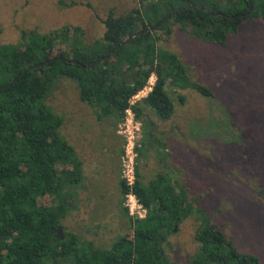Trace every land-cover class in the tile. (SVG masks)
<instances>
[{
    "label": "trees",
    "instance_id": "trees-1",
    "mask_svg": "<svg viewBox=\"0 0 264 264\" xmlns=\"http://www.w3.org/2000/svg\"><path fill=\"white\" fill-rule=\"evenodd\" d=\"M136 1L121 14L110 8L102 19V36L91 42L85 41L80 26L64 25L47 32L20 30L17 44H0V86L29 65L43 63L0 88V264H177L168 258L165 245L168 235L192 212L199 223L189 264H260L257 256L237 249L203 208L194 209L177 176L158 171L144 183L137 164L132 185L118 181L128 233L102 248L73 232L61 237L56 229L63 228L62 220L77 207L70 187L83 180V162L60 132L64 119L46 102L61 78L75 82L80 100L93 108L97 121L112 118L118 124L129 107L138 119L145 117L142 134L147 119L152 131L146 138L152 136L164 146L147 113L161 120L171 118L174 102L168 87L211 95L190 79L175 52L160 45L169 38L172 25L221 45L246 19L264 26V0H251L249 11L248 0ZM166 16L170 18L164 21ZM143 30L103 61L86 67ZM151 75V89L130 103ZM136 150L139 157V145ZM129 192L144 207L143 217L130 215L123 206Z\"/></svg>",
    "mask_w": 264,
    "mask_h": 264
},
{
    "label": "rangeland",
    "instance_id": "rangeland-1",
    "mask_svg": "<svg viewBox=\"0 0 264 264\" xmlns=\"http://www.w3.org/2000/svg\"><path fill=\"white\" fill-rule=\"evenodd\" d=\"M136 5V0H0V44H17L20 30L47 32L64 25L80 26L85 41L91 42L102 36V19L110 8L121 14ZM171 29L160 45L175 52L190 79L211 95L168 87L174 102L171 118L147 113L164 146L146 138L152 131L147 119L142 134L145 117L135 115V148L141 150L135 166L144 183L158 171L177 176L194 209L203 208L237 249L264 264V26L246 19L223 45L191 37L177 25ZM46 102L63 117L60 132L83 162V180L70 187L77 207L62 220L59 234L73 232L80 240L108 248L130 231L119 206L123 119L118 124L112 118L97 121L67 78L57 82ZM198 223L192 212L168 235L170 260L189 264L197 248L193 235Z\"/></svg>",
    "mask_w": 264,
    "mask_h": 264
},
{
    "label": "built area",
    "instance_id": "built-area-1",
    "mask_svg": "<svg viewBox=\"0 0 264 264\" xmlns=\"http://www.w3.org/2000/svg\"><path fill=\"white\" fill-rule=\"evenodd\" d=\"M152 76L153 75L149 78L147 85L131 98L130 103L145 96L151 89L153 84V82H151ZM120 128L125 137L124 153L121 156V178L124 179L128 185H132L135 180V158L137 156V150L135 148V133L139 130V123L135 119V113L129 107L125 109V115ZM124 206L127 208L130 215L138 217H143L145 215L144 207L132 192L125 195Z\"/></svg>",
    "mask_w": 264,
    "mask_h": 264
},
{
    "label": "water",
    "instance_id": "water-1",
    "mask_svg": "<svg viewBox=\"0 0 264 264\" xmlns=\"http://www.w3.org/2000/svg\"><path fill=\"white\" fill-rule=\"evenodd\" d=\"M248 3H249V7H248V11H249V10L251 9V6H252V1H251V0H248ZM177 10H182V8H179V9H177ZM210 15H213V16H224V15H221V14H219V13H211ZM169 18H170V16H166L163 20H164V21H167ZM198 20H202V18L198 17ZM145 31H146V30H143V31H141V32H138L137 34H135V35H133L132 37L128 38L126 41H124V42H122V43L116 45L113 49L109 50V51L107 52V54L103 55L102 57H100L99 59L93 61L92 63L86 65V67H87V68H91L92 66H94V65L98 64L99 62L103 61V60L106 59L109 55H111V54L114 52V50L120 48L121 44H124V43L130 41L131 39L138 37L139 35H141V34L144 33ZM75 63H76V62H75ZM41 64H43V63L29 65L28 67H26L25 69H23L21 72H19L18 74H16V75H15L10 81H8L6 84L1 85L0 88L3 87V86H6V85L11 84V83L14 82L15 80H17L20 76H22L27 70H29V69H31V68H35V67H37V66H40ZM56 229H57L58 231L61 230L60 227H57Z\"/></svg>",
    "mask_w": 264,
    "mask_h": 264
},
{
    "label": "flooded vegetation",
    "instance_id": "flooded-vegetation-1",
    "mask_svg": "<svg viewBox=\"0 0 264 264\" xmlns=\"http://www.w3.org/2000/svg\"><path fill=\"white\" fill-rule=\"evenodd\" d=\"M114 136L116 137L117 135L114 134ZM117 141H119V142H117V144H118V146L120 147V144H121V143H120L119 137L117 138Z\"/></svg>",
    "mask_w": 264,
    "mask_h": 264
}]
</instances>
